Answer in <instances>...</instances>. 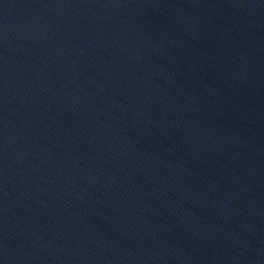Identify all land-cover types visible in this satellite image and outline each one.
Returning a JSON list of instances; mask_svg holds the SVG:
<instances>
[{"label":"water","instance_id":"water-1","mask_svg":"<svg viewBox=\"0 0 264 264\" xmlns=\"http://www.w3.org/2000/svg\"><path fill=\"white\" fill-rule=\"evenodd\" d=\"M0 264H264V0H0Z\"/></svg>","mask_w":264,"mask_h":264}]
</instances>
